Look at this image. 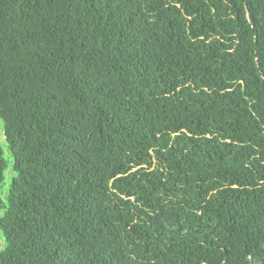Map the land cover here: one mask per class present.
<instances>
[{"label":"trees","instance_id":"obj_1","mask_svg":"<svg viewBox=\"0 0 264 264\" xmlns=\"http://www.w3.org/2000/svg\"><path fill=\"white\" fill-rule=\"evenodd\" d=\"M0 126V264H264V0H0Z\"/></svg>","mask_w":264,"mask_h":264},{"label":"rangeland","instance_id":"obj_2","mask_svg":"<svg viewBox=\"0 0 264 264\" xmlns=\"http://www.w3.org/2000/svg\"><path fill=\"white\" fill-rule=\"evenodd\" d=\"M0 131H2V133L0 132V145L5 152V157L8 159H11L9 149H8V144H7L6 139H5L4 129L3 128L1 129V126H0Z\"/></svg>","mask_w":264,"mask_h":264}]
</instances>
